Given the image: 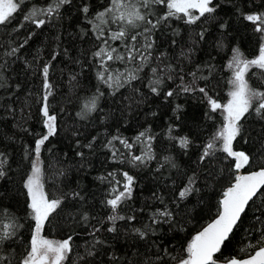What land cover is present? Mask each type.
Returning <instances> with one entry per match:
<instances>
[{"label":"snow or ice","instance_id":"1","mask_svg":"<svg viewBox=\"0 0 264 264\" xmlns=\"http://www.w3.org/2000/svg\"><path fill=\"white\" fill-rule=\"evenodd\" d=\"M0 264H264V0H0Z\"/></svg>","mask_w":264,"mask_h":264},{"label":"trees","instance_id":"2","mask_svg":"<svg viewBox=\"0 0 264 264\" xmlns=\"http://www.w3.org/2000/svg\"><path fill=\"white\" fill-rule=\"evenodd\" d=\"M225 73H226V70H225ZM66 79H67V78L65 77V82L62 83V85H61V87L63 88V90H64L65 92L67 91ZM225 86H226L225 83L222 82V83H221V88L218 89V91L220 92V95H221V96H225V95H226V92L223 91V89L225 88ZM53 144H56V146H57L58 149L63 147V145H62V144H58L56 140H53ZM109 163H111V162H109ZM91 178H92L91 176L87 177V179H89V180H90ZM53 235H55L57 238H59V233H54Z\"/></svg>","mask_w":264,"mask_h":264}]
</instances>
